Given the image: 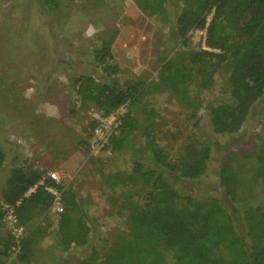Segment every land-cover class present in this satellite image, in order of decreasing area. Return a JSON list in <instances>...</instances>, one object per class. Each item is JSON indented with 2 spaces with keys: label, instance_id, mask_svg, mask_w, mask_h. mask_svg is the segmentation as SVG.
I'll return each mask as SVG.
<instances>
[{
  "label": "trees",
  "instance_id": "1",
  "mask_svg": "<svg viewBox=\"0 0 264 264\" xmlns=\"http://www.w3.org/2000/svg\"><path fill=\"white\" fill-rule=\"evenodd\" d=\"M134 2L146 15L154 14L155 1ZM43 5L53 11L58 9L59 0H44ZM176 25L184 42L189 31L205 30L209 49L192 51L188 65L166 61L156 80L134 78L120 89L103 80L113 81L111 76L119 70L117 65L111 67L113 72L106 74L107 78L87 73L75 79V104L93 106L103 115L124 104L128 106L118 134L110 140L114 157L135 144L134 132H142L145 141L143 157H131L130 169L109 171L105 160L94 159L95 173L107 188L127 199L136 197L131 188L151 186L146 201L129 209L126 235L114 242L99 264H264V212H258L255 202V195L264 184V149L248 155L232 154L217 167L216 181L221 193L209 197L183 194L176 184L199 182L207 176L211 149L205 145L187 147L183 157L173 159L168 148L152 136L158 115L146 100L150 95L166 93L182 107L191 108L187 110L192 117L200 103L204 104L203 94L211 88L219 70L228 66L219 105L209 107L210 128L216 135L238 133L264 96V0H188L176 17ZM90 56L97 63L111 59V41L92 50ZM141 104L146 112L144 121L138 112ZM6 162V154L0 150V169ZM42 180L43 185L39 184ZM46 186L61 192L62 210L54 231L57 249L68 255L89 244L93 225L81 191L56 183L25 160L11 166L3 190L0 261L15 244L12 235H5V206H11L17 222L27 227L52 205L53 195ZM241 223L244 227L240 232L237 226ZM43 234L46 232L38 228L22 238L17 261L11 264H31Z\"/></svg>",
  "mask_w": 264,
  "mask_h": 264
},
{
  "label": "rangeland",
  "instance_id": "2",
  "mask_svg": "<svg viewBox=\"0 0 264 264\" xmlns=\"http://www.w3.org/2000/svg\"><path fill=\"white\" fill-rule=\"evenodd\" d=\"M43 1L0 0V150L7 156L0 169V205L14 164L26 160L44 176L52 178L56 174L59 184L73 186L84 195L93 232L87 246L68 255L62 253L54 234L60 211L50 207L27 227L21 225L22 238L34 229L46 232L37 243L31 264H99L114 242L126 235L129 209L146 201L151 186L131 188L136 197L127 199L107 188L95 173L94 159L105 160L109 171L130 169L131 157H143L145 141L139 131L132 135L135 144L117 152L118 157L110 153V148L94 151L90 139L100 111L74 103L76 77L88 73L107 78L106 74L113 72L111 67L117 65L113 81L103 80L120 89L134 78L156 80L166 61L188 65L192 51L209 48L204 30L189 31L186 42L177 33L176 17L188 0H153L156 9L152 16L139 10L134 0H59L58 9L53 11ZM110 41L113 57L97 63L91 51ZM227 72L228 66L219 70L213 85L203 94L204 104L200 103L192 117L191 108L188 111L166 93L146 99L158 115L152 136L168 148L173 159L183 157L187 147L205 145L211 149L207 176L199 182L176 184L183 194L209 197L221 193L217 167L232 154L248 155L264 149V96L238 133L216 135L210 128L209 107L219 105ZM142 106L138 112L144 121ZM255 202L258 212H264V184ZM2 222L5 235H12L16 243L14 233L18 231H14L15 224L7 213ZM243 227V223L238 225V231ZM11 256L5 255L0 264H11Z\"/></svg>",
  "mask_w": 264,
  "mask_h": 264
},
{
  "label": "built area",
  "instance_id": "3",
  "mask_svg": "<svg viewBox=\"0 0 264 264\" xmlns=\"http://www.w3.org/2000/svg\"><path fill=\"white\" fill-rule=\"evenodd\" d=\"M127 111H128V106L124 104L109 115H103L102 113L99 112L96 114V126L93 130L92 137L90 139V146L94 151L100 152L110 147V140L113 136L118 134L122 124L123 117ZM51 177L56 183H59V179L56 176V174H52ZM39 184L43 185L44 180L40 181ZM35 188L36 186L30 188L27 194H30L32 191L35 190ZM46 189L53 195V202L51 208L52 209L56 208L59 211H61L62 198H61L60 190L52 186H46ZM5 209L7 210V218L11 220L12 223L15 224L14 231H18V233H14L16 237L15 239L16 243L13 244L12 248L9 251V253H11L12 255L9 258V260L14 262L17 261V256L20 251V241L22 239V234H21L22 227L14 217L13 208L9 205H6Z\"/></svg>",
  "mask_w": 264,
  "mask_h": 264
}]
</instances>
